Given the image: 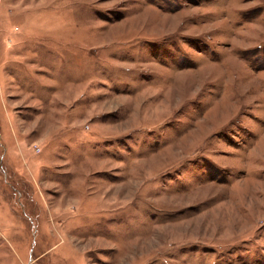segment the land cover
<instances>
[{
	"label": "rangeland",
	"instance_id": "rangeland-1",
	"mask_svg": "<svg viewBox=\"0 0 264 264\" xmlns=\"http://www.w3.org/2000/svg\"><path fill=\"white\" fill-rule=\"evenodd\" d=\"M0 264H264V0H0Z\"/></svg>",
	"mask_w": 264,
	"mask_h": 264
}]
</instances>
